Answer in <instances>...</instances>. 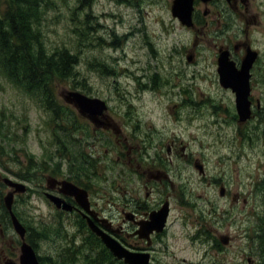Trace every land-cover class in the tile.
<instances>
[{"label": "rangeland", "instance_id": "1", "mask_svg": "<svg viewBox=\"0 0 264 264\" xmlns=\"http://www.w3.org/2000/svg\"><path fill=\"white\" fill-rule=\"evenodd\" d=\"M253 1L256 25L233 17L216 42L193 40L173 22V0H37L38 43L46 53L62 48L77 57V75L53 84L55 102L68 111L56 123L71 131L51 121L42 90L15 86L0 62V166L31 188L14 208L31 228L40 264H121L45 203L47 174L78 175L101 214L119 224V211L139 198L147 211L167 202L150 264H264V104L246 124L233 119L235 95L219 83L214 45L249 42L261 54L255 73L264 83V0ZM14 7L0 0L3 26ZM69 92L107 104L105 126L85 119L72 97L66 101ZM252 96L264 98V88ZM54 134L65 141L62 153ZM219 237L229 247L216 254L211 241Z\"/></svg>", "mask_w": 264, "mask_h": 264}, {"label": "flooded vegetation", "instance_id": "2", "mask_svg": "<svg viewBox=\"0 0 264 264\" xmlns=\"http://www.w3.org/2000/svg\"><path fill=\"white\" fill-rule=\"evenodd\" d=\"M173 3V2H172ZM253 0H192L191 3V13H190V25H183L180 20L176 17H173V22L180 25L181 29L186 32H190L193 36V40L202 39L207 37H212L216 42L218 39L222 37L226 27L229 25L230 19L235 17L236 20L243 19V21L249 25L257 23V18L255 13L253 12ZM172 6V5H171ZM171 11V8H170ZM246 18V19H245ZM191 40V44L192 41ZM190 44V45H191ZM216 49V63L218 64L220 57H225L227 63L233 64L234 72H238L241 68L243 61L246 59L248 51H252L256 53V57L254 62L252 63L248 75H249V95H248V103H249V111L250 116L247 120L241 121L238 113L233 115V119L237 120L239 123L246 124L253 119L252 113H256L258 109H260L262 103L264 104V98L261 97H253V89H258L263 87V82H257L256 73L257 65L261 60V54L254 50L252 45H250L247 41L240 42H230L229 44H214ZM188 62H194V54L188 55L186 57ZM217 72V70H216ZM224 89V88H223ZM228 91H232L229 89ZM260 94V93H259ZM235 95V94H234ZM236 107V105H235ZM237 112V109H236ZM84 117V116H83ZM103 116H99L95 118V125L101 124L105 126L103 122ZM89 121L87 117H84ZM98 128V129H101ZM65 149V147H64ZM92 168V165H90ZM199 172H203L202 166L199 167ZM79 174V173H78ZM141 176V174H139ZM78 175L75 176H50L44 175L45 185L41 186L42 197L46 204L52 205L53 208L59 213L66 216H70L74 218L75 225L82 232L86 233L91 240L88 243L92 242H100L99 237L93 233L89 228V221L95 224L99 229L108 233L111 237L117 240L123 247L127 248L131 252L138 253H150L149 254V264L152 259V243L155 239L159 238L160 235L166 228L167 220L165 227L161 233L152 232L149 235L150 242L144 238H140L136 232L139 231L141 223L147 222L149 220L150 214H153L159 208L161 204L160 201L156 202L157 205L152 209L147 211L145 206V199H138L137 207L133 206L128 211H125L123 208L119 211L120 215L123 216L121 219V223H115V215L111 213V216L108 218L101 214V212L97 209V205L94 203L92 199V194H90L87 189L89 186L82 184L78 181ZM69 182L76 187L85 191L88 202V211H85L81 208L74 198L65 195L62 190V186L60 182ZM18 178L12 174H7L0 166V264H20V256H21V247L23 244L28 245L34 252L39 264L41 262V258L38 255L37 243L32 239L31 228L24 227L21 221L16 214V210L14 208L15 202L17 198L21 197L22 193L30 192L31 188H25L24 192L18 191ZM26 187V186H25ZM141 189H146L145 185H141ZM34 190V189H33ZM34 192V191H33ZM48 195H52L54 197L59 198L65 204H67L71 209L63 210L62 205L61 208H56L53 202L47 197ZM147 196V195H146ZM145 196V198H146ZM14 216L19 223L24 228V236L23 238L16 232L13 226ZM246 230H244L245 232ZM189 231L183 230L181 231V237L187 238ZM126 234L135 239L136 243H140L138 246H133L130 244H126L122 239L121 235ZM247 235V234H246ZM209 238V237H208ZM207 238V239H208ZM32 239V240H31ZM229 239L226 238H218V240H212L210 247L213 251L216 250V254L220 252H224L225 247H229L228 245ZM103 245L102 243H100ZM144 244L145 246H141ZM104 246V245H103ZM208 253V252H207ZM236 257L237 254L235 253ZM206 257V256H205ZM246 263L251 261V258L245 259ZM121 264H125L122 261H119ZM184 263V260L182 261ZM203 264H210L203 260Z\"/></svg>", "mask_w": 264, "mask_h": 264}, {"label": "trees", "instance_id": "3", "mask_svg": "<svg viewBox=\"0 0 264 264\" xmlns=\"http://www.w3.org/2000/svg\"><path fill=\"white\" fill-rule=\"evenodd\" d=\"M90 0H79V2ZM15 5L12 14L7 16V25L3 26L0 19V62L2 70L12 83L24 88L30 94H39L42 90V104L51 114V121L58 128L68 131L69 126L56 122L67 115V108L59 106L54 100L53 84L68 81L75 77L77 57L67 49L55 48L46 53L38 43L39 34L33 28V10L37 0H11ZM70 131L74 127L69 128ZM53 130V129H51ZM58 139V149L62 153L65 147L63 138L54 134ZM67 148V147H66Z\"/></svg>", "mask_w": 264, "mask_h": 264}, {"label": "water", "instance_id": "4", "mask_svg": "<svg viewBox=\"0 0 264 264\" xmlns=\"http://www.w3.org/2000/svg\"><path fill=\"white\" fill-rule=\"evenodd\" d=\"M192 0H173L171 6V15L177 17L180 22L185 25H190V13H191ZM246 59L243 61L241 68L238 72H234L233 64L227 63L225 57H220L218 61L217 73L219 77V83L224 89H231L235 94V104L238 116L241 121H245L250 116L248 95H249V75L248 71L255 60L256 53L248 51ZM238 75L236 78L237 85L232 82V77ZM72 97L74 105L77 107L78 112L90 119L91 122L99 116H103V112L106 110V104L99 99L89 98L77 92H69L68 99L70 102ZM62 186L61 192L75 199L77 204L88 211L87 196L84 190L76 187L69 182H60ZM18 191L24 192L25 186L17 184ZM56 208L63 210H70L71 208L65 204L62 200L52 195L47 196ZM167 202L153 214H150L147 222L141 223L139 231L136 234L140 238H144L150 242L149 235L154 231L161 233L165 227L167 215H168ZM13 226L16 232L23 238L24 228L19 221L12 216ZM90 230L95 233L103 243L106 249L118 260L123 261L125 264H149L148 253L131 252L127 248L123 247L117 240L111 237L108 233H105L99 229L95 224L89 221ZM20 264H39L33 250L26 244L21 247Z\"/></svg>", "mask_w": 264, "mask_h": 264}]
</instances>
